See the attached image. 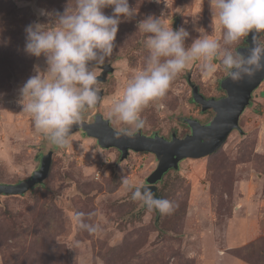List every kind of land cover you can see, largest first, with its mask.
Masks as SVG:
<instances>
[{
    "label": "rangeland",
    "instance_id": "1",
    "mask_svg": "<svg viewBox=\"0 0 264 264\" xmlns=\"http://www.w3.org/2000/svg\"><path fill=\"white\" fill-rule=\"evenodd\" d=\"M129 5L138 12L122 18L112 56L94 69L98 80L106 75L98 84L103 98L83 114V121L93 122L99 113L116 130L131 126L109 118L111 104L149 54L139 22L152 15L174 30L184 27L190 33L186 46L199 31L222 41L212 0H129ZM67 6L74 8L75 0H0V183L29 178L41 156L52 152L41 184L22 195L0 194V264H264V80L240 115V130L230 131L214 152L181 160L156 183L158 198L173 201L174 210H150L132 198L123 179L146 183L156 168L154 154L130 150L124 158L114 147H101L83 122L60 148L22 111L19 89L35 74V65L46 69L43 55L24 51V29L46 22L41 9L63 13ZM103 11L112 15L111 6ZM258 41L264 44V33ZM246 45L245 37L233 48ZM214 63L217 71L206 76L199 61L191 62L143 109L145 126L139 131L181 138L190 133L184 118L211 120L214 111H202L192 100V85L207 98L224 96L220 84L227 71L219 59ZM76 211L100 230L78 228Z\"/></svg>",
    "mask_w": 264,
    "mask_h": 264
},
{
    "label": "clouds",
    "instance_id": "2",
    "mask_svg": "<svg viewBox=\"0 0 264 264\" xmlns=\"http://www.w3.org/2000/svg\"><path fill=\"white\" fill-rule=\"evenodd\" d=\"M159 2V0H157ZM111 6L112 15L103 9ZM214 16L222 30V41L209 38L204 31L185 45L190 33L184 28L173 29L160 17L148 15L138 24L145 34L148 56L145 67L127 80L122 96L113 100L109 118L131 128L117 134L134 140L145 126L143 109L154 99L162 97L175 78L191 62L199 61L204 75L217 71L214 61L220 60L234 83L252 80L264 72V44L253 35L252 45L245 52L233 48L250 32L264 33V0H212ZM138 8L130 7L129 0H75V7L67 6L63 13L40 10L46 22L33 21L24 31V51L35 57L44 56L46 69L34 66L31 75L19 89L22 111L30 116L35 130L52 145L63 148L70 143L73 126H80L87 109L96 106L101 89L95 68L111 57L119 24L132 19ZM95 62L91 65L90 62ZM126 190L134 200L148 209L170 214L174 202L157 198L152 186L133 184L123 179ZM73 220L80 229L96 233L100 226L86 222V213L76 211Z\"/></svg>",
    "mask_w": 264,
    "mask_h": 264
},
{
    "label": "water",
    "instance_id": "3",
    "mask_svg": "<svg viewBox=\"0 0 264 264\" xmlns=\"http://www.w3.org/2000/svg\"><path fill=\"white\" fill-rule=\"evenodd\" d=\"M177 18H174L173 25H177ZM261 34V33H260ZM258 33L250 32L246 37L247 45L240 47L238 51L245 52V49L252 45L253 35ZM257 37V39H258ZM106 75L100 80H105ZM264 80V72L258 73L252 80H243L234 83L226 76L221 81V88L225 95L219 98L205 97L197 86L192 85V99L200 105L201 110L212 109L214 116L207 123H200L195 118H184L190 133L184 137H177L171 134L170 138H165L160 134L147 135L138 131L134 140L117 135L121 130H116L109 124V120L97 114L93 122H84L86 127H90L89 135L95 137L96 141L103 148L115 147L121 152L122 157L128 155V151H146L154 154L157 164L153 172L146 178V183L152 186L151 190L155 194L156 183L169 169L177 168L179 162L185 158H199L214 152L218 149L230 131L239 129V118L246 106H248L252 92ZM101 96V95H100ZM99 101L97 105L100 104ZM52 164V152L43 154L40 164L33 174L18 183H0V194L22 195L30 188L41 184L47 177ZM159 212V211H158Z\"/></svg>",
    "mask_w": 264,
    "mask_h": 264
},
{
    "label": "trees",
    "instance_id": "4",
    "mask_svg": "<svg viewBox=\"0 0 264 264\" xmlns=\"http://www.w3.org/2000/svg\"><path fill=\"white\" fill-rule=\"evenodd\" d=\"M106 79V78H105ZM100 82H102V81H104V80H99ZM103 83V82H102ZM100 95L102 96V98H103V92L102 91H100ZM193 100V99H192ZM155 196L158 198V196H157V194H156V192H155Z\"/></svg>",
    "mask_w": 264,
    "mask_h": 264
},
{
    "label": "flooded vegetation",
    "instance_id": "5",
    "mask_svg": "<svg viewBox=\"0 0 264 264\" xmlns=\"http://www.w3.org/2000/svg\"><path fill=\"white\" fill-rule=\"evenodd\" d=\"M97 114H99V113H97ZM97 114H95V115H97ZM85 122V121H84ZM86 123V122H85ZM153 135V134H152ZM171 137V136H170ZM115 148V147H114ZM117 149V148H116ZM118 150V149H117ZM119 151V150H118ZM130 151V150H129ZM129 151H128V153H129ZM120 152V151H119ZM121 153V152H120Z\"/></svg>",
    "mask_w": 264,
    "mask_h": 264
}]
</instances>
